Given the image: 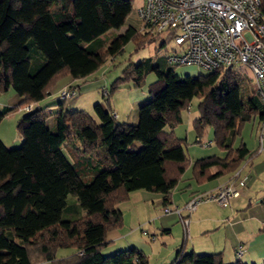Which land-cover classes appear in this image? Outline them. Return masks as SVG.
I'll return each instance as SVG.
<instances>
[{
    "label": "trees",
    "instance_id": "1",
    "mask_svg": "<svg viewBox=\"0 0 264 264\" xmlns=\"http://www.w3.org/2000/svg\"><path fill=\"white\" fill-rule=\"evenodd\" d=\"M131 11L132 0H0V92L13 89L23 97L20 107L26 111L17 122L21 145L7 147L0 138V264H148L136 246L102 252L110 243L108 233L123 224L118 205L131 192L161 193L167 203L189 167L200 185L236 172L258 155L259 149L251 151L243 142L235 146L247 122L258 114L264 119V103L253 79L237 74L234 66L179 78L147 59L125 70L112 84L107 104L130 78L140 86L147 73H157L149 99L138 105L137 123L117 121L115 111L100 102L94 105L96 118L83 110H65L63 104L53 112L34 107L61 78H87L107 55L123 51L129 40L141 45L154 40L130 25L104 47L101 36L121 28ZM260 11L264 17V0ZM195 96L201 97L199 116L192 124L196 142L213 129L224 157L192 162L184 148L187 139L174 131ZM13 110L0 111V121ZM50 115L53 127L47 122ZM67 142L73 143L76 162L63 152ZM214 166L220 167L217 172ZM240 177L246 185L248 176ZM206 193L195 192L187 203ZM70 194L85 216L65 219L64 213L74 207L67 200ZM191 213L182 210L186 224L177 214L187 235ZM60 248L76 251L57 259ZM241 257L228 263L221 253L187 252L183 243L170 264H245Z\"/></svg>",
    "mask_w": 264,
    "mask_h": 264
},
{
    "label": "crops",
    "instance_id": "2",
    "mask_svg": "<svg viewBox=\"0 0 264 264\" xmlns=\"http://www.w3.org/2000/svg\"><path fill=\"white\" fill-rule=\"evenodd\" d=\"M130 25L142 32V23L139 18H133L129 21H127L126 18L123 25L124 31ZM82 80L84 79H73L70 76L61 78L51 89L50 95L44 100L33 104L34 107H41L44 111L50 108L49 112L55 111L62 104L57 99L60 90L70 83L76 84L80 90V82ZM103 88L108 90V87ZM87 91L90 92L92 90L89 89ZM104 93H106V91H104ZM116 95L117 93L113 94L114 97ZM22 101L23 97L19 96L16 92H13L12 89L7 92H0V111L14 108L13 111L3 116L0 121V138L7 147L18 146L23 140L18 131L13 132L12 129L8 131L7 129H2L5 122H18L26 113L23 106L20 107ZM114 101L115 100L112 102L110 98L107 106L117 113L118 119L119 110L116 108L117 105ZM138 105H136L137 110ZM71 106L72 104H68L67 101L62 107L65 110H71ZM256 117L257 115L253 118ZM138 119L139 114L136 111L135 118L131 122L129 121V123H137ZM47 122L50 127H53V115L48 117ZM176 127V130H174L175 133L177 131ZM177 136L179 137V135ZM237 145L238 140L236 141L235 146ZM208 146L209 144L207 147ZM216 146L220 149V153L214 152L211 155L224 157L226 151L221 149L217 144ZM222 152L224 153L223 155ZM259 152L252 162H247V164L241 169V175H246L248 178L246 185L238 187L240 189V195L231 199L226 206H219L212 201L200 204L198 208L190 214V232L188 235L186 232L184 234V229L179 221V217L175 213H164L163 215L165 217L176 216L178 222L176 220L171 222L170 220L165 219L164 216H156V219H153L155 217L154 205L157 203L162 204L164 206L162 212H164L166 206L175 208L176 206L179 207L181 205L182 207H180L184 208L187 201L195 192H215L221 184L227 183L232 178L235 171L220 175L216 179L199 185L194 182V179H192V172L190 176L185 177L188 169H191V167H189L184 173L183 180H181L173 190L169 197V202L167 203L164 202L163 194L161 193L151 194L155 192L145 189L131 192L128 199L118 205L123 212V224L119 228L108 233L107 240L110 243L102 252L104 254H110L119 249L136 246L145 254L143 250L145 236L152 238V236L162 234L167 235L169 238L170 246H172V256L173 254L176 255L177 250L184 243L187 252H194L197 254L221 253L224 261L231 263L237 260L236 250L241 247L244 250V253L240 260L243 263L264 264V154H260ZM187 156L192 162L196 159L203 158L201 156L192 159L189 155ZM71 161L76 162L75 155L72 157ZM219 168V166H214L212 171L217 172ZM261 180L263 181V186L260 185ZM176 190L179 195H177ZM175 191L176 194H174ZM69 204H73L74 207L71 211H66L64 213L65 219L69 220L73 217H82L87 214L86 211L78 206L76 198H73L72 203ZM183 213L187 214L186 210L183 211ZM145 223H147L146 225L148 227L150 226L151 229L148 227L145 229ZM168 244L169 243L165 246L168 247ZM72 254H74V252H72Z\"/></svg>",
    "mask_w": 264,
    "mask_h": 264
},
{
    "label": "built area",
    "instance_id": "3",
    "mask_svg": "<svg viewBox=\"0 0 264 264\" xmlns=\"http://www.w3.org/2000/svg\"><path fill=\"white\" fill-rule=\"evenodd\" d=\"M136 14L142 32L156 39L169 38L176 44L177 48L166 56L169 64L196 65L209 71L243 64L252 72L256 94L264 103V17L260 0H144ZM74 88L66 85L57 99L74 97ZM242 167L215 192L194 197L184 208L193 212L205 200L227 205L240 195L238 187L245 184V178L240 177ZM184 208L166 206L164 212L180 215L186 224ZM242 255L243 250L238 248L237 256Z\"/></svg>",
    "mask_w": 264,
    "mask_h": 264
},
{
    "label": "rangeland",
    "instance_id": "4",
    "mask_svg": "<svg viewBox=\"0 0 264 264\" xmlns=\"http://www.w3.org/2000/svg\"><path fill=\"white\" fill-rule=\"evenodd\" d=\"M144 0H132V11L130 15L127 17V21L132 20L133 18H138L136 14V10L143 4ZM126 26V25H125ZM122 33H124V27L119 29H111L101 36V42L104 43V47L107 48L110 44L117 38H119ZM166 34V33H165ZM165 34L163 35L165 38ZM164 39H154L144 43L143 45L139 44L135 40H129L123 46V51L117 53L115 56L107 55L105 62L100 66V68L93 74L88 76L86 79L80 82V90L76 87V95L71 98H65L61 101L62 104L68 101V104H72L71 110H83L88 112L91 116L96 118L94 105L97 101L105 107L108 108V98L107 94L110 91L111 86L114 81L123 75L124 71L141 63L144 60L151 59L154 66H159L161 70L165 73L168 71H172L179 78H184L186 76L196 77L198 75H207L210 73L209 70L203 67H198L196 65H171L167 62L166 56L177 48L176 44L173 41H167L163 45ZM234 69L237 74H246L251 80L252 84L256 87L255 79L252 72L243 64H236ZM157 79V73L155 71H150L145 75L144 82L140 86H136L134 81L130 78L125 83H123L114 93L117 95L114 97L113 94L109 97L111 101L117 105V109L119 110V117L117 121H126L131 122L135 116L136 111L138 112L136 105L138 103H143L147 101L150 97L149 86L152 82ZM87 85V86H86ZM65 87V86H64ZM63 87V88H64ZM103 87H108V90ZM62 88V89H63ZM61 89V90H62ZM91 89L92 91L88 92L87 90ZM13 90V89H12ZM60 90V92H61ZM106 91V93H104ZM13 92H15L13 90ZM59 92V94H60ZM58 94V95H59ZM201 102L200 96H195L191 101L190 105L187 108L182 110L183 121L177 128V135L179 137L185 138L188 141V144L185 145V152L192 159L194 157H204L213 154L214 152H219L220 149L216 146L213 136V129L208 128L207 132L202 137V143L196 142L195 132L192 128V123L199 116V104ZM26 106V105H25ZM46 111H50V108ZM2 129L10 130L13 132H17V122L7 121L4 123ZM176 130V129H174ZM238 144L245 143L251 151H255L258 148L260 154H264V119L262 120L259 115L256 118H253L250 122H247L241 132V135L237 138ZM204 144H209V146H205ZM21 144H18L19 147ZM135 145L140 148L142 146L141 142L137 141ZM62 149L66 157L71 161L73 153V143L67 142V144L62 145ZM72 149V150H71ZM99 158L100 151L98 152ZM224 153L222 152V155ZM191 175V169H188L185 177ZM264 180V176H263ZM87 181V180H85ZM258 181V179H257ZM263 184L261 180L260 185ZM263 186V185H262ZM243 187V186H239ZM177 191V190H176ZM176 191L174 194H176ZM156 194V193H151ZM177 195H179L177 191ZM155 196V195H153ZM73 198H76L73 195L68 196V203L73 201ZM182 199V197H181ZM215 202V201H212ZM218 204L217 202H215ZM219 205V204H218ZM181 206V205H180ZM179 206V207H180ZM220 206V205H219ZM162 204L154 205V212L156 216H164L165 212L163 211ZM177 207V206H176ZM182 207V206H181ZM174 213V212H172ZM176 214V213H175ZM165 219L170 220L171 222L177 221L176 216H168ZM173 219V220H172ZM178 222V221H177ZM147 223H145L144 228L147 229ZM149 229L150 226L148 227ZM184 232V230H183ZM145 242L143 243V250L148 259V264H170L173 260L175 254H172V246H170L169 238L167 235L159 234L154 236V238H150L145 236ZM157 237V238H156ZM157 239V240H155ZM154 240V241H153ZM168 244V247L165 245ZM164 248V249H162ZM76 249L74 248H60L57 252V259L69 257L72 252L75 253ZM105 251V250H104ZM175 253V252H174ZM172 257V258H171ZM171 259V260H170Z\"/></svg>",
    "mask_w": 264,
    "mask_h": 264
}]
</instances>
